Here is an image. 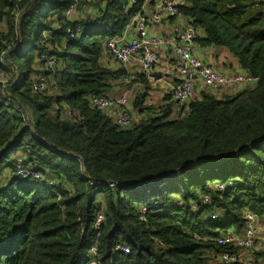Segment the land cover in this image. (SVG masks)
<instances>
[{
    "label": "trees",
    "instance_id": "16d2710c",
    "mask_svg": "<svg viewBox=\"0 0 264 264\" xmlns=\"http://www.w3.org/2000/svg\"><path fill=\"white\" fill-rule=\"evenodd\" d=\"M72 3L0 0V72L17 69L4 90L26 118L5 105L0 83V264H221L233 250L218 237L242 231L244 210L264 219V0H180L198 45L229 51L256 82L220 99L203 93L175 119L170 96L130 130L88 98L127 90V72L104 65V45L141 4L101 1L72 24ZM68 26H81V37ZM46 53L58 56L55 71L40 65ZM41 75L51 77L44 94L32 90ZM141 82L131 106L144 114L151 89ZM17 160L55 184L12 178ZM206 196L212 204L192 211Z\"/></svg>",
    "mask_w": 264,
    "mask_h": 264
},
{
    "label": "built area",
    "instance_id": "2783aa9c",
    "mask_svg": "<svg viewBox=\"0 0 264 264\" xmlns=\"http://www.w3.org/2000/svg\"><path fill=\"white\" fill-rule=\"evenodd\" d=\"M72 5L65 11L64 17L72 24H75L85 16L87 8L105 0H72ZM129 0V7L141 4L140 9L135 14L134 19L125 27L118 37L108 39L104 45V54L122 69H126L133 62H138L141 70L148 76L155 67L161 63V58L165 57L174 62V70L177 75V82L172 87V100L177 105L174 115L186 117L188 109L183 108L193 100L196 85L200 84L215 95H220L230 88H239L240 91L252 87L256 80L246 74L224 75L199 56L198 40L202 37L201 33L191 23L189 24L180 15V0ZM128 9V7H127ZM126 9V10H127ZM88 12V11H87ZM86 12V13H87ZM173 21L179 22L175 24ZM174 23V24H173ZM163 27L171 30L170 33H157L156 29ZM83 28L81 26H68L66 34L72 39L81 37ZM13 48H17L15 45ZM11 46L1 53L2 61L9 55ZM39 63L45 71H55L58 68L59 59L54 54H43L39 58ZM17 69L12 67L9 72H0V83L3 90L9 87L17 79ZM123 82L128 84L130 77L123 78ZM51 77L41 75L32 84L33 92L44 94L51 87ZM4 90L5 105L13 104L12 98ZM91 108L105 113L120 129L130 130L136 127L137 119L133 113L128 92L117 96H91L88 98ZM14 110L24 115L25 112L18 104H13ZM12 178L23 180L32 179L44 184L54 185L55 183L47 180L40 172H34L23 165L22 160L16 161V168ZM223 190L222 185H217ZM212 204L209 196L203 197L200 201L192 203L191 210L196 212L202 207ZM244 227L240 232H226L217 239V244L233 251H225L219 256L221 264H250L246 261V254L253 251L256 246L259 230H264L259 217L248 210H244ZM96 228L99 229L104 221V217L98 215ZM218 215L210 214L209 220H217ZM242 232V233H241ZM159 246L163 247L160 242ZM94 250V249H93ZM122 252L129 253L127 247L120 248ZM235 250V251H234ZM96 264V263H90Z\"/></svg>",
    "mask_w": 264,
    "mask_h": 264
},
{
    "label": "crops",
    "instance_id": "0c3cea01",
    "mask_svg": "<svg viewBox=\"0 0 264 264\" xmlns=\"http://www.w3.org/2000/svg\"><path fill=\"white\" fill-rule=\"evenodd\" d=\"M173 22L175 24L179 23L177 21ZM170 31L171 30H168L167 27L166 29H164L163 27L156 29L157 33L167 34L170 33ZM198 46L199 49L197 51L199 53V56L204 59L207 63L211 64L213 68L218 70L220 73L224 75L244 74L241 68H239L237 60L229 53V51L217 47L202 48L200 45ZM104 65L114 70L121 68L120 66L116 65L112 60H110L106 56V54L104 57ZM124 70L127 72L126 76L130 77V84L128 83L129 85H127L126 87V92H128L130 102H132L134 98L137 97L140 93L144 92V84H142L141 82L142 78L145 79V82L147 83L149 89H151L149 91L148 98L146 99V102L144 104L146 107H148L149 110L145 111L144 114H141L139 111L134 110L131 106L135 118L137 119V122H139L140 119L148 116V114H155V111L159 110L162 106L171 103V101L173 102V100L167 101V98L172 96L173 85L177 82V75L174 70V62L172 60H168L167 58L162 57L160 65L155 67L154 71L148 76L141 70V67L138 62H133ZM123 90L124 89L122 87H119L117 88V91L114 92V94H110V96L120 95L121 93H124ZM244 90H246V88L240 91L239 88L233 87L218 96L216 94V96L228 97ZM207 92L208 90L205 87L200 84H197L193 99H198L203 93ZM178 110H175V112H177ZM175 116L176 115H174V117ZM260 219H262L260 220L261 225L264 224V219ZM259 231L260 232L257 236L256 246L254 247L252 252L247 253L245 256L246 261L250 264H264V230L260 229Z\"/></svg>",
    "mask_w": 264,
    "mask_h": 264
},
{
    "label": "rangeland",
    "instance_id": "374dc122",
    "mask_svg": "<svg viewBox=\"0 0 264 264\" xmlns=\"http://www.w3.org/2000/svg\"><path fill=\"white\" fill-rule=\"evenodd\" d=\"M86 12H87V11H86ZM86 12H85V14H86ZM59 69H60V68H59ZM217 98L220 99V98H222V97H217ZM29 113L32 114L31 119H30V120L32 121V119H34L33 112L29 110ZM173 118L175 119L176 116L173 117ZM5 174H8V172H5ZM217 188H218V187H217ZM220 189H221V187L219 186L218 190L221 191ZM215 214L218 215L217 213H215ZM208 218H209V217H208ZM259 219H260V218H259ZM260 220H262V219H260ZM229 232H232V229H230V230L228 231V233H229ZM222 234H223V233H222ZM93 252H94V250H93Z\"/></svg>",
    "mask_w": 264,
    "mask_h": 264
},
{
    "label": "water",
    "instance_id": "95a60500",
    "mask_svg": "<svg viewBox=\"0 0 264 264\" xmlns=\"http://www.w3.org/2000/svg\"><path fill=\"white\" fill-rule=\"evenodd\" d=\"M16 51V48H12L11 52L10 53H13Z\"/></svg>",
    "mask_w": 264,
    "mask_h": 264
}]
</instances>
